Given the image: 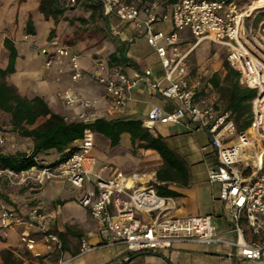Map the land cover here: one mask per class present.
<instances>
[{
	"label": "crops",
	"instance_id": "crops-1",
	"mask_svg": "<svg viewBox=\"0 0 264 264\" xmlns=\"http://www.w3.org/2000/svg\"><path fill=\"white\" fill-rule=\"evenodd\" d=\"M39 1L0 0V69H4L8 63V56L1 49L2 41L7 37L14 44L17 54L13 72L4 76L3 80L13 85L20 95L43 98L54 112L67 121L130 118L142 122L153 106L167 112L174 108L175 102L160 93V88L166 84L162 79L163 71L154 49L146 42L142 28L120 21L115 16L103 15L100 7L88 0H80L56 20L45 18L38 10ZM156 12H161L159 6ZM28 18L31 20L32 33L26 31ZM154 29L163 32L172 30L170 9L165 10V17L154 24ZM194 42L195 38L187 30L179 33L178 48L181 52L187 51ZM53 43L78 54L81 73L78 81L74 82L70 78L72 69L67 56L60 57V64L54 61L50 67H44V57L39 51L41 48L51 49ZM121 43L125 45L128 61L110 64L108 56ZM211 44L216 45L201 40L188 53L185 64L191 83L198 80L197 74L206 75L208 72L202 59L193 63L196 68L193 70L191 54L198 46L206 48ZM98 59L111 67H117L127 77L144 75V80L138 81L130 89L129 98L120 112L112 109L103 85L89 75L94 61ZM145 71H149V74L145 75ZM215 71L216 68L209 77ZM207 86L210 88L209 83ZM200 90L197 87L198 94H201ZM65 95H71L73 101L67 103ZM86 99L96 102L86 106L83 102ZM151 133L163 139L186 173L183 178L166 182V188L174 194L163 196L173 197L177 205L172 213L179 216L210 214L217 231L227 238H233V234L228 232L226 205L218 198L219 184L210 183L207 179L208 169L216 165L215 149L208 133L186 121H157ZM14 139L18 151H30L32 141L24 138L30 146L25 149L16 135ZM78 142L72 145L77 146ZM51 152L50 149L41 155L49 154L54 158L51 163H55L59 156ZM90 154L95 160L94 171L103 178H109L114 170L121 171L125 175L123 182L127 187L154 186L158 183L155 173L163 166L156 150L136 148L126 132L120 134L115 145H111L103 134L93 132ZM36 160L42 162L38 155ZM102 166L107 168L102 169ZM244 171L247 172L246 179L253 177L251 168ZM87 188H94L92 177L82 187H74L64 179L13 186L0 178L2 200L21 216H25L33 206L38 207L46 214L45 224L57 234L60 241L59 246L54 245L48 250L41 236L30 229L34 247L28 249L20 240L22 225L14 224L5 232L0 229V264H264V259L238 257L233 247L221 243L181 242L159 252L141 253H132L119 242L108 243L98 233V221L91 216L88 208L78 203ZM140 217L146 218V215ZM244 236L246 239L264 240V235L252 236L248 231ZM82 244L91 248L82 251ZM4 249H10L8 263H4L1 257Z\"/></svg>",
	"mask_w": 264,
	"mask_h": 264
},
{
	"label": "built area",
	"instance_id": "built-area-1",
	"mask_svg": "<svg viewBox=\"0 0 264 264\" xmlns=\"http://www.w3.org/2000/svg\"><path fill=\"white\" fill-rule=\"evenodd\" d=\"M65 6H75L78 0H62ZM105 16H115L120 21L142 28L148 45L159 60L166 82L160 88L163 97L175 102L167 112L153 106L142 121V126L153 131L154 123L186 121L204 129L215 149L216 165L207 171L210 183L219 184L218 198L227 208L228 232L233 238L220 234L210 214L179 216L172 213L176 208L173 197L157 193L151 184L127 187L125 175L114 170L109 178H103L93 170L95 160L90 152L93 131L84 129L78 145L65 159L55 164H36L16 171L0 166V178L13 186L41 183L50 179H64L74 187H82L93 178L94 188H87L78 203L89 209L99 223L98 233L106 242H119L132 253L159 252L175 243H221L233 247L241 258L264 259V240L245 238L264 235V2L248 11V5L237 0H177L169 5L172 30H155L154 24L165 17L156 12L157 1L148 0H94ZM187 30L195 42L185 52L178 48L179 33ZM201 40H208L224 47L225 59L239 75V83L254 89L251 100L252 123L249 128L237 130L229 111L219 109L215 101L198 94L199 80L192 83L188 78L186 58ZM44 67L48 68L60 57L67 56L71 65L72 81L80 79L78 54L53 43L51 49L41 48ZM58 56V58H56ZM149 71H145V75ZM89 75L103 85L113 110H123L130 89L144 75H123L117 67L102 60H95ZM67 103L73 101L65 95ZM86 106L96 101L86 99ZM80 121H89L82 119ZM0 126V151H17L14 133ZM255 153H254V152ZM249 160H251L250 163ZM102 166V169H106ZM251 168L253 177L246 179L244 170ZM146 215V218H141ZM46 214L33 206L25 216L19 215L1 198L0 229L5 232L14 224L23 226L20 240L33 249L34 239L29 230L34 229L50 250L60 241L56 233L45 224ZM91 247L82 244V251Z\"/></svg>",
	"mask_w": 264,
	"mask_h": 264
},
{
	"label": "trees",
	"instance_id": "trees-1",
	"mask_svg": "<svg viewBox=\"0 0 264 264\" xmlns=\"http://www.w3.org/2000/svg\"><path fill=\"white\" fill-rule=\"evenodd\" d=\"M88 1L99 7L94 0ZM145 1L148 0H142V2ZM156 1L159 9H161L160 14H162L169 5L177 0ZM73 7L65 6L62 0H40L38 10L45 18L51 17L56 20L64 11ZM26 31L29 33L33 32L30 18H28L26 23ZM1 49L7 54L8 63L4 69H0V117L1 114L7 115L6 125L0 124V126L15 135L29 138L32 141V147L29 152L18 150L15 152L0 151L1 167H9L19 171L41 164L36 160V156L50 149H55L59 153V160L55 161L57 163L75 150L76 146H73L72 143L82 137L86 128L106 136L111 145H115L119 140L120 134L126 132L136 148L153 149L159 153L163 166L155 173V179L158 183L154 186L160 195L174 194L166 188V182L175 180L178 177L183 178L186 173L181 163L159 135H153L137 119L114 118L107 120L96 118L92 121L65 120L62 115L54 112L43 98L39 96L32 98L22 96L13 85L3 80L4 76L13 72V64L17 52L14 44L7 37L3 39ZM127 61L124 43H121L108 56L110 64H123ZM222 68L224 70L222 77L217 72H214L207 79V82L218 91L223 101L222 107L216 102L215 104L219 109L230 112L237 130L247 129L252 123L251 100L256 92L254 89L239 83L238 73L229 67L226 59L222 62ZM160 182L164 183L161 184ZM9 254L10 249L1 251L4 263H8Z\"/></svg>",
	"mask_w": 264,
	"mask_h": 264
},
{
	"label": "rangeland",
	"instance_id": "rangeland-1",
	"mask_svg": "<svg viewBox=\"0 0 264 264\" xmlns=\"http://www.w3.org/2000/svg\"><path fill=\"white\" fill-rule=\"evenodd\" d=\"M249 2H250V0H237V3L239 5H246ZM215 52H216V55H214ZM190 59H191V67L192 68L194 67L193 63H195V61L197 59H202V61L206 64L205 69L208 71L207 74L206 75H201V73L197 74L198 80H199L198 88L201 89L200 90L201 95L208 96L209 98L214 100L216 103H218L222 107L223 101L220 98L218 91L216 89H214L211 85H210V88H208L207 79H208L210 73L213 71L214 68H216L215 72H217L222 77V75L224 73V70L222 68V62H223V60H225L224 47L219 46V45L214 46L211 44L210 46H206V48H203L200 45L193 51ZM195 69L196 68L194 67L193 70H195ZM6 120H7V115L1 114L0 124L6 125ZM16 136H17V140L22 144V147H24L25 149H28V147H30L28 144L29 142L27 141L29 138H27V140H26V139H24V137H20L18 135H16ZM29 140L31 141V139H29ZM51 151H52L51 153H56V155L59 156V153L55 149H51ZM38 157H39L40 161H42L41 164H43V165L50 164L51 161L54 159L53 157H50L49 154L41 155V153H40V154H38ZM250 162H251V160H249L248 163H250ZM246 173L247 172L244 171L245 175H246Z\"/></svg>",
	"mask_w": 264,
	"mask_h": 264
},
{
	"label": "bare ground",
	"instance_id": "bare-ground-1",
	"mask_svg": "<svg viewBox=\"0 0 264 264\" xmlns=\"http://www.w3.org/2000/svg\"><path fill=\"white\" fill-rule=\"evenodd\" d=\"M260 1L264 2V0H250L249 5H248L249 7L248 11H251L252 9L256 8L258 5H260Z\"/></svg>",
	"mask_w": 264,
	"mask_h": 264
}]
</instances>
